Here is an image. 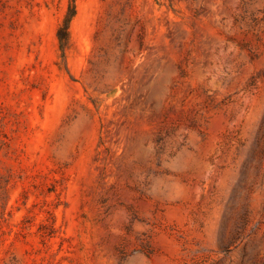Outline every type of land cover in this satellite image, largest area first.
Returning a JSON list of instances; mask_svg holds the SVG:
<instances>
[{"label":"rangeland","instance_id":"obj_1","mask_svg":"<svg viewBox=\"0 0 264 264\" xmlns=\"http://www.w3.org/2000/svg\"><path fill=\"white\" fill-rule=\"evenodd\" d=\"M0 264H264V0H0Z\"/></svg>","mask_w":264,"mask_h":264},{"label":"trees","instance_id":"obj_2","mask_svg":"<svg viewBox=\"0 0 264 264\" xmlns=\"http://www.w3.org/2000/svg\"><path fill=\"white\" fill-rule=\"evenodd\" d=\"M75 15H76V5L75 3H73L65 16L63 25L60 26L59 31H58V39L61 44L63 54H65V48L69 40L70 23L75 17Z\"/></svg>","mask_w":264,"mask_h":264}]
</instances>
